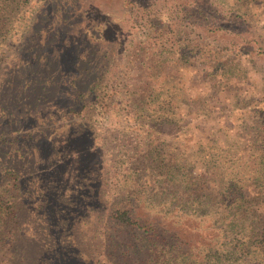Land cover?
Instances as JSON below:
<instances>
[{
  "label": "rangeland",
  "instance_id": "1",
  "mask_svg": "<svg viewBox=\"0 0 264 264\" xmlns=\"http://www.w3.org/2000/svg\"><path fill=\"white\" fill-rule=\"evenodd\" d=\"M208 3L214 12L212 25L223 27L220 34H206L194 23L193 0H142L137 9L128 0L84 2L86 13L82 11L84 16L78 18L81 25L73 28L79 40L76 55L82 63L67 74V82H84L89 74L90 79L99 77V84L96 93L89 95L94 102L81 112L84 117L75 112L69 122L67 116H57L59 126L49 137V159L66 154L69 160L79 163L82 149L76 144L67 147L69 127L71 123L87 126L92 151L97 156L89 162L92 169L85 173L96 179L93 184L98 186L102 207L83 205L71 210L83 214V218L72 222L71 232L82 242L77 247L85 255L83 258L91 262L130 264L121 248H128L129 240L134 243V230L113 221L114 208L133 207L136 215L172 211L189 216L200 222L204 234L211 238L215 229L208 221L216 224L217 230L229 233L232 228L226 220L225 225L221 222V216H228L229 211L253 215L264 212V169L250 181L242 180L252 196L248 202L250 211H238L233 195L220 188L225 176L223 167L235 166L239 179L253 174L255 165L264 167V0ZM96 45L99 48L94 53L91 47ZM8 66L10 63L0 62L3 84L10 70H15ZM19 71L17 74L24 76L21 68ZM78 72L83 78L78 77ZM6 111L3 107L1 112L0 107V118ZM43 115H38L30 126L34 142L42 137L48 124V116ZM25 130V126L21 127L20 133ZM29 143H23L22 150L8 145L7 154L17 151L26 156L29 151L28 155L41 157L42 151L46 152L40 142L34 147ZM218 148L222 156H216ZM70 168H78V175L83 172L81 162ZM198 174H203L207 182L209 177L212 186L218 185L220 194L208 199V187L185 183ZM8 187L7 180L0 185V233L6 232L4 242L0 241V264H27L35 259L36 248L41 253L45 250L40 247L42 241L32 235L35 231L41 235L45 227L40 223L31 225V232L26 226L28 244L9 238L13 231L15 237H21L23 228L14 224L16 197ZM41 203L38 199L36 205ZM30 211L32 222L40 210ZM211 213L218 220L213 221ZM179 226L188 228H174ZM183 235L192 237L188 230H183ZM232 238V234L227 237ZM233 241L221 242L225 247ZM183 247L190 252V246L181 243L168 246L167 251L175 255ZM149 251L147 257L152 258ZM138 257L144 259L142 253ZM160 263L158 256L154 264Z\"/></svg>",
  "mask_w": 264,
  "mask_h": 264
},
{
  "label": "trees",
  "instance_id": "2",
  "mask_svg": "<svg viewBox=\"0 0 264 264\" xmlns=\"http://www.w3.org/2000/svg\"><path fill=\"white\" fill-rule=\"evenodd\" d=\"M131 1L135 3L136 9L142 2L128 0L129 3ZM193 1L194 23L201 26L206 34L224 32L223 27L212 25L215 18L208 0ZM84 2L91 3V0H0V62L10 63L8 67L13 66L15 69L10 70L8 79L3 80L4 84L0 81L1 112L3 107L7 110V113H2L3 118H0V185L6 180L10 185L7 190L16 197V203L14 202L16 211H12L15 217L14 224L23 228L21 237H15V231L12 235L8 234L12 241H25L26 235H29L26 226L31 232V225L37 226V223H40L43 228L45 227L41 235L37 231L32 232L36 240L42 241L40 247L45 250L41 253L36 248L35 259L28 261L27 264H101L83 258L85 255L77 247L82 242L71 232L75 218H83V214L77 215V211L71 210H77L83 205L102 207L98 186L93 184L96 179H91L85 173V170L92 169L88 166L89 162L97 156V152L92 151L87 126L71 123L70 138L68 142L66 141L68 148L76 144L80 150L82 149L79 163L81 162L83 172L80 175L78 168H70L71 164H79L78 161L69 160L68 155L64 154V149L60 150L64 154L62 157L49 159L52 153L49 137L59 126V119L65 115L71 122L75 112L84 117L81 112L89 102H94L89 95L92 97L96 93L99 84V77L90 79L89 74L84 77V82L77 79L67 82V74L82 63L76 55L75 47L79 40L73 34V28L81 25L78 18L84 16L81 14L82 11L86 13ZM98 48L97 45L92 46L91 50L95 53ZM262 52L264 53V49ZM19 68L23 70L24 76L17 74L20 72ZM80 75L81 73L78 77ZM81 77L83 78V75ZM86 80L89 83H86ZM40 114L48 116L45 118L48 124L44 126L42 137L34 142L36 138L32 136L33 129L30 126ZM23 126L26 130L21 134L20 128ZM27 142H30L29 145L32 147L40 142L46 152L42 151L41 157L28 155L29 151L25 153L26 156L16 154L17 151L10 156L7 154L8 145H14L16 150H22L21 145L23 147V143ZM215 154L222 156L221 148H218ZM213 160L214 165H217L215 164L217 161ZM262 169L264 167L255 165V170L252 169L253 174L239 179L235 166L222 168L225 176L220 188L222 187L225 193L233 195L232 199L236 200L238 211H250L248 202L252 197L242 180L250 181L253 175H260ZM206 178L208 182L203 174H198L193 179H186L185 183H201L200 187H208L210 194H206L208 199H211V195L218 192L220 194V191L218 185L212 186L209 177ZM38 179L42 182L41 187L40 183H37ZM38 199H41L42 203L36 205ZM142 202L148 205V202ZM243 206L246 209H243ZM31 209L40 210L32 222L29 215ZM132 211L133 207L114 208L111 211V218L115 223L134 230V243L129 240L126 244L128 248H121V254L130 264L146 262L154 264L158 256L160 264H233L234 258L240 261V264L253 262L264 264L263 211L257 215L229 211L228 216H221V222L224 225L227 222V226L232 228L229 233H225L221 228L217 230V225L208 221V225L215 229L216 237L212 238L204 234L205 229L200 222H194L189 216L183 217L184 215H177L172 211H147L148 213L143 215H136ZM211 216L213 221L218 220L216 217L213 218L212 213ZM195 218L198 220L197 216ZM176 225H188V228L184 226L174 228ZM183 230H188L192 237L183 235ZM4 234L6 235V232L1 231L2 242ZM231 234L233 244L223 247L222 242L231 241L227 239ZM188 236L191 237L192 244L189 243ZM112 238L117 239L114 236ZM110 241L118 248L112 239ZM178 243L190 246V252L183 247V250L175 251V255L169 254L168 246L173 247ZM149 249L152 258L147 257ZM139 253L144 255V259L138 257ZM29 256L28 254L26 258Z\"/></svg>",
  "mask_w": 264,
  "mask_h": 264
}]
</instances>
